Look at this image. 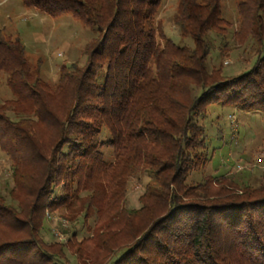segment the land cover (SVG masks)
<instances>
[{
  "label": "trees",
  "instance_id": "obj_1",
  "mask_svg": "<svg viewBox=\"0 0 264 264\" xmlns=\"http://www.w3.org/2000/svg\"><path fill=\"white\" fill-rule=\"evenodd\" d=\"M22 2L69 13L96 36L87 63L64 66L55 92L21 37L0 28V73L12 92L0 102L12 178V202L0 192V264H66L67 250L79 264H264V172L257 187L228 172L187 181L210 161L199 120L210 104L264 112V0H239L236 26L221 0H178L174 24L193 47L165 34L162 0ZM230 35L253 42V66L225 75L221 61L209 70L214 37L225 56ZM140 172L150 182L127 207ZM75 198L88 233L46 239L47 211Z\"/></svg>",
  "mask_w": 264,
  "mask_h": 264
},
{
  "label": "rangeland",
  "instance_id": "obj_2",
  "mask_svg": "<svg viewBox=\"0 0 264 264\" xmlns=\"http://www.w3.org/2000/svg\"><path fill=\"white\" fill-rule=\"evenodd\" d=\"M238 1L221 0L223 17L234 26L238 24ZM177 3L178 0H162L158 18L169 38L181 45L193 47V38L182 36L180 29L174 24ZM0 28L5 35L13 39L21 37L31 67H40V77L48 83L51 91L55 92L59 90V79L64 66L73 62L79 66L87 63L84 51L96 36V28L93 25L86 24L69 13L53 16L43 9L25 6L22 0H0ZM214 38L216 46L207 60L209 70L221 61L224 63L225 75L238 74L253 66L256 47L252 41L246 40L236 45L230 35L227 41L231 43H228V47L232 49L228 55L221 56L220 39ZM10 97L12 92L6 84V75L1 72L0 102ZM199 120L206 128L210 161L203 168L191 173L187 181H200L204 175L228 172L243 184L259 186L263 181L264 172V112L212 103L207 114ZM106 135L103 131L102 137ZM47 148L50 153L51 147ZM103 149L105 150L106 146ZM106 153L108 154L109 150H106ZM148 182L150 180L143 172L136 174L129 181L125 206L139 205L138 196ZM11 186L10 161L8 155L0 148V192L8 202H12L9 196ZM82 211L80 198H75L69 206L53 212L47 211L44 228L46 239L55 237L65 241L74 229L79 231V237L88 233L83 225ZM66 257V264H79L77 256L68 250Z\"/></svg>",
  "mask_w": 264,
  "mask_h": 264
}]
</instances>
